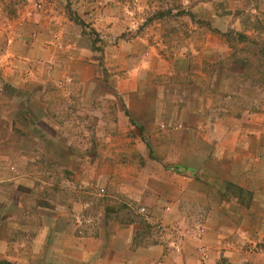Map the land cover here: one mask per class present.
Instances as JSON below:
<instances>
[{
	"label": "rangeland",
	"instance_id": "374dc122",
	"mask_svg": "<svg viewBox=\"0 0 264 264\" xmlns=\"http://www.w3.org/2000/svg\"><path fill=\"white\" fill-rule=\"evenodd\" d=\"M261 49L264 0H0V118L60 111L57 147L0 144V264H53L44 228L73 219L169 264H264Z\"/></svg>",
	"mask_w": 264,
	"mask_h": 264
},
{
	"label": "crops",
	"instance_id": "0c3cea01",
	"mask_svg": "<svg viewBox=\"0 0 264 264\" xmlns=\"http://www.w3.org/2000/svg\"><path fill=\"white\" fill-rule=\"evenodd\" d=\"M136 81L138 82V74L134 73ZM86 98V99H85ZM67 99L73 102L74 94L70 93ZM82 102L89 100V96H81ZM89 102V101H88ZM47 105L44 109L45 114L41 117L33 119V122L25 117L22 113L16 115L10 109H6L3 117L0 118V144L11 145L10 137L17 131L25 133L26 135L34 132V129L39 131V134L48 140L55 147L58 145L60 137V111L59 108L53 105ZM85 111V108H82ZM69 112L71 114L69 115ZM61 118L71 119L72 108L67 107L65 112H62ZM18 119V121H17ZM4 133V135H3ZM21 143V142H20ZM22 150V144H19ZM28 149V147H27ZM7 160V156L4 157ZM73 158L69 157L67 164H73ZM53 162H51L52 164ZM66 164V165H67ZM31 193V192H30ZM54 196H50L52 200ZM56 197V196H55ZM58 197V196H57ZM47 197L44 196V199ZM43 199V200H44ZM41 200V198H39ZM46 201V200H45ZM39 209L49 210L51 213L59 216L65 214L69 217L74 210L71 207H66L62 210L59 205L56 207H44L38 205ZM59 218V217H58ZM63 218V217H62ZM59 223V221H58ZM58 223L54 222V226L46 227L51 232V254L53 264H169L170 255L165 252L162 243L150 245L148 248H140L135 244V231L132 226L120 227L114 230L110 239L106 238L105 229L98 228L97 235L85 234L81 231L84 229L82 222L73 219L68 225L65 233H58L53 238V231H58ZM102 231L103 234L101 233ZM77 232V233H76ZM44 237L36 239V246L44 243ZM234 256L239 255L238 251L234 250Z\"/></svg>",
	"mask_w": 264,
	"mask_h": 264
},
{
	"label": "trees",
	"instance_id": "16d2710c",
	"mask_svg": "<svg viewBox=\"0 0 264 264\" xmlns=\"http://www.w3.org/2000/svg\"><path fill=\"white\" fill-rule=\"evenodd\" d=\"M223 35H224L225 38H227V37L229 38V36H230L228 33H227V34H223ZM238 36H239L240 40H242V41H245V40L247 39L246 36H244V35H242V34H239ZM234 40H235V39H234ZM228 43H229V41H228ZM234 43H236V42H234ZM234 43L231 42V45H230V48H231V50H232V52H233L232 54H234L235 52L240 51V50L242 49V48H241V49L239 50L238 47L234 45ZM260 53H262V55H263V54H264V50L261 49V50H260ZM245 63H246V62H245ZM246 64H247V63H246ZM244 66H246V65H244ZM221 73H222V71L220 72V74H221Z\"/></svg>",
	"mask_w": 264,
	"mask_h": 264
}]
</instances>
